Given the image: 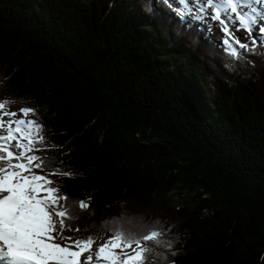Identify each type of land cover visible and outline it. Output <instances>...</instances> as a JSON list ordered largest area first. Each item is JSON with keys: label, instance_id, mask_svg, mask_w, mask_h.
<instances>
[{"label": "trees", "instance_id": "trees-1", "mask_svg": "<svg viewBox=\"0 0 264 264\" xmlns=\"http://www.w3.org/2000/svg\"><path fill=\"white\" fill-rule=\"evenodd\" d=\"M163 4L0 0V102L34 109L69 233L136 203L145 264H264V37L235 59Z\"/></svg>", "mask_w": 264, "mask_h": 264}, {"label": "snow or ice", "instance_id": "snow-or-ice-1", "mask_svg": "<svg viewBox=\"0 0 264 264\" xmlns=\"http://www.w3.org/2000/svg\"><path fill=\"white\" fill-rule=\"evenodd\" d=\"M179 3L187 6L188 0ZM197 3L205 15L211 10V19L219 22L225 34L223 44L235 59L240 58V53L233 44L240 49H247L248 45L241 43L230 30L229 22L238 23L249 34L258 22L264 24V0H197ZM258 30L264 33V27ZM9 103L0 102V161H7V167L0 168V264H145L150 249L142 241L158 240L162 235L159 231L153 230L139 238L116 232L94 255L91 237L72 241L63 236L69 212L57 205L66 197L57 195L58 188L50 186L52 180L33 171L43 167L42 158L30 154L38 142L43 143L39 135L42 127L35 120L16 118V112L6 110ZM20 111L25 117L34 113L28 107ZM5 116L10 119L6 121ZM13 160L17 162L12 163ZM78 207L87 205L81 201ZM53 215L60 218L59 230ZM54 232L71 243L64 246L56 243ZM86 252L89 254L84 257Z\"/></svg>", "mask_w": 264, "mask_h": 264}, {"label": "rangeland", "instance_id": "rangeland-1", "mask_svg": "<svg viewBox=\"0 0 264 264\" xmlns=\"http://www.w3.org/2000/svg\"><path fill=\"white\" fill-rule=\"evenodd\" d=\"M169 3L175 5L176 7H179L181 10V17L184 19H189V18H193L194 20L200 21L201 19H199L198 15L199 13L196 11V9H199L200 5L194 1V0H188V4L187 6L182 5L179 3V0H167ZM191 9V11H187L185 9ZM136 9L138 10V5H136ZM211 12L209 10V14L205 15V13L200 12V16L202 19L206 20V24L203 23V26H205L204 28L207 29V32L211 35V37L215 40V41H219L222 37L221 35H223V33H221V30L217 28V24L219 22L217 21H212L210 20L211 17ZM191 15V16H190ZM208 21V23H207ZM205 22V21H204ZM220 27V26H219ZM261 26L258 25L257 27H255L252 31L251 34H249L246 30H242L240 28H237L236 24L233 23H229V28L230 30H232L235 34V36L240 40V41H246L249 37H252L255 33L258 32V29ZM8 111H12V112H16L17 113V117L16 118H21L23 116V113L20 111L21 109L15 105L14 107L11 106L9 109H6ZM7 117V116H5ZM9 118V117H7ZM15 144V141H13V145ZM16 161V160H15ZM14 161V162H15ZM13 162V161H12ZM185 196V195H184ZM182 195H179L177 193H171V198H170V203L173 205H180L181 203L185 202L187 200V198H185ZM127 206L129 207H124L123 206V214L122 218H118L114 224L109 225L111 227L110 231H118V232H122L126 235H131L132 237L136 236V233L132 231L131 226L136 224L139 220L142 221V217H141V211H143V207L139 206L138 204H128ZM169 207V206H168ZM170 208V207H169ZM169 208H165L162 211H167L166 213H169ZM121 216V215H120ZM119 216V217H120ZM130 218L127 222L125 219ZM54 221H56V227L59 230V222L57 220V218L54 216L53 217ZM124 220V222L122 221ZM106 235L110 234V233H105ZM105 234L103 236H105ZM58 233L55 232V236L57 238ZM112 235V234H110ZM102 236V237H103ZM72 241L77 240L76 237H70ZM102 239V238H101ZM58 240V238H57ZM62 242H65V240H62ZM106 241H100L97 244L92 245V252H95L96 249L101 246L103 243H105ZM87 253V252H86ZM85 254V253H84Z\"/></svg>", "mask_w": 264, "mask_h": 264}, {"label": "bare ground", "instance_id": "bare-ground-1", "mask_svg": "<svg viewBox=\"0 0 264 264\" xmlns=\"http://www.w3.org/2000/svg\"><path fill=\"white\" fill-rule=\"evenodd\" d=\"M223 18V17H222ZM12 144H13V141H12ZM13 160L12 163H16L17 161ZM4 167H7V161H0V168H4Z\"/></svg>", "mask_w": 264, "mask_h": 264}]
</instances>
